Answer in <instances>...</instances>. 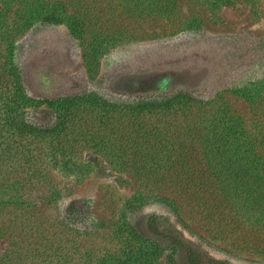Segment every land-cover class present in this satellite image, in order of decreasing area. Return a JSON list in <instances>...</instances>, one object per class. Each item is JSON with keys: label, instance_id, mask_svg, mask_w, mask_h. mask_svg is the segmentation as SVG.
<instances>
[{"label": "rangeland", "instance_id": "rangeland-1", "mask_svg": "<svg viewBox=\"0 0 264 264\" xmlns=\"http://www.w3.org/2000/svg\"><path fill=\"white\" fill-rule=\"evenodd\" d=\"M225 1L183 0L179 15L171 19L144 14L119 20L113 28L128 30L132 37L101 59L93 79L82 41L67 25L42 20L43 0H0V88L7 90L12 64L18 66L27 93L41 102L29 114L40 125L54 121L46 100L59 96L96 92L123 103L190 92L209 109L228 103L254 138H264V117L260 122L252 102L232 93L255 83L264 88V0ZM94 145L85 143L75 153L91 166L86 175L57 168L46 184L34 180L15 188L0 181V195L18 191L19 206L28 210L0 204V264H169L170 251L154 255L152 245L123 227L126 211L136 203L143 215H158L165 232L215 261L264 264V231L256 225L244 228L219 211L208 216L188 201L178 215L155 198L142 199L139 185L148 181L133 178L130 167L113 162ZM254 236L261 240L260 250L248 248ZM175 259L187 264L181 252Z\"/></svg>", "mask_w": 264, "mask_h": 264}, {"label": "trees", "instance_id": "trees-1", "mask_svg": "<svg viewBox=\"0 0 264 264\" xmlns=\"http://www.w3.org/2000/svg\"><path fill=\"white\" fill-rule=\"evenodd\" d=\"M43 1L42 20L67 25L84 44L83 58L93 79L101 59L124 38L132 37L128 30L113 28L119 20L144 14L171 19L179 15L183 4V0ZM18 69L12 64L6 81L9 86L0 88V181L6 179L15 188L34 180L46 184L57 168L67 175H86L91 166L79 162L75 153L78 146L92 141L113 162L130 167L133 178L148 181L139 185L144 188L142 199L155 198L178 215L182 202L188 201L208 216L219 211L221 216L237 218L244 228L250 224L264 231V138H254L252 128L227 102L209 109L190 92L179 91L173 96L118 103L87 92L46 100L54 121L40 125L31 121L29 114L33 104L38 108L41 102L29 96ZM261 85L232 90L252 102L260 122L264 117ZM187 112L196 116L189 118ZM149 114L165 120H151ZM19 200L18 191L0 195L2 209L21 208ZM124 217L123 227L129 235L152 245L154 255L171 252L169 264H179L177 252L185 255L187 264H223L165 232L159 216L143 215L137 203L131 204ZM254 237L248 248L260 250L261 240Z\"/></svg>", "mask_w": 264, "mask_h": 264}]
</instances>
